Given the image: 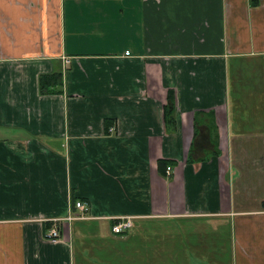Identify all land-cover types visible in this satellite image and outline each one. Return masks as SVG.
I'll return each instance as SVG.
<instances>
[{"label": "crops", "instance_id": "crops-1", "mask_svg": "<svg viewBox=\"0 0 264 264\" xmlns=\"http://www.w3.org/2000/svg\"><path fill=\"white\" fill-rule=\"evenodd\" d=\"M263 202L264 0H0V264H264Z\"/></svg>", "mask_w": 264, "mask_h": 264}, {"label": "trees", "instance_id": "trees-1", "mask_svg": "<svg viewBox=\"0 0 264 264\" xmlns=\"http://www.w3.org/2000/svg\"><path fill=\"white\" fill-rule=\"evenodd\" d=\"M259 0H252L253 5H257ZM63 74L61 71L50 75H41L39 78L40 93L43 95L61 93L63 86ZM170 105L166 107V121L168 124H174V106L173 99L170 96ZM170 166V162L165 160L159 162V168L163 172ZM264 207V202H263Z\"/></svg>", "mask_w": 264, "mask_h": 264}, {"label": "built area", "instance_id": "built-area-1", "mask_svg": "<svg viewBox=\"0 0 264 264\" xmlns=\"http://www.w3.org/2000/svg\"><path fill=\"white\" fill-rule=\"evenodd\" d=\"M69 63V61H66ZM168 174L171 172V167L167 168L166 171ZM75 208L80 210L82 215L78 217L79 219H85V214L88 211L87 205L82 201L75 202ZM57 223V222H56ZM132 227V220L127 217H123L118 219L113 225H112V232L117 235L124 234L126 231H128ZM49 238L52 241L59 240L60 238V232L58 230V226L54 225L51 230L49 231Z\"/></svg>", "mask_w": 264, "mask_h": 264}]
</instances>
